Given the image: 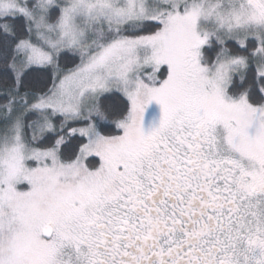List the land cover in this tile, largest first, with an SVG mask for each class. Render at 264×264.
Returning a JSON list of instances; mask_svg holds the SVG:
<instances>
[{
    "label": "snow or ice",
    "instance_id": "obj_1",
    "mask_svg": "<svg viewBox=\"0 0 264 264\" xmlns=\"http://www.w3.org/2000/svg\"><path fill=\"white\" fill-rule=\"evenodd\" d=\"M0 264H264V0H0Z\"/></svg>",
    "mask_w": 264,
    "mask_h": 264
}]
</instances>
